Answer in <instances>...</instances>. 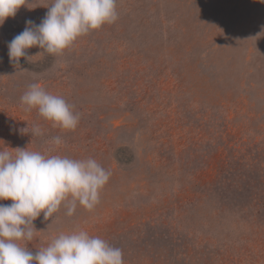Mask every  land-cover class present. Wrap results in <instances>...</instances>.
Returning <instances> with one entry per match:
<instances>
[{
	"label": "rangeland",
	"instance_id": "rangeland-1",
	"mask_svg": "<svg viewBox=\"0 0 264 264\" xmlns=\"http://www.w3.org/2000/svg\"><path fill=\"white\" fill-rule=\"evenodd\" d=\"M51 3L0 25V150L47 153L60 136L52 154L111 175L93 209L41 214L29 249L79 228L124 264H264V0H117L115 23L14 64L8 42ZM33 83L74 106V131L24 110Z\"/></svg>",
	"mask_w": 264,
	"mask_h": 264
},
{
	"label": "clouds",
	"instance_id": "clouds-1",
	"mask_svg": "<svg viewBox=\"0 0 264 264\" xmlns=\"http://www.w3.org/2000/svg\"><path fill=\"white\" fill-rule=\"evenodd\" d=\"M33 0H0V25ZM39 24L26 20L25 28L8 42L10 60L19 65L21 58L31 63L35 56L63 54L82 36L119 18L117 0H52ZM32 9V8H29ZM39 47L43 51L33 56L28 50ZM25 111L38 109L40 116L52 127L74 131L80 115L74 106L60 95L46 91L41 85L30 84L22 95ZM29 133L28 126L17 129ZM42 136L39 125L30 132ZM47 153L27 148L0 150V264H124L123 252L87 230L74 229L60 233L46 247L33 253L27 242L38 231L34 221L52 222L61 208L66 215H74L77 205L91 210L100 202V193L110 179V171L95 159H74L56 153L63 140L60 136L49 141Z\"/></svg>",
	"mask_w": 264,
	"mask_h": 264
}]
</instances>
